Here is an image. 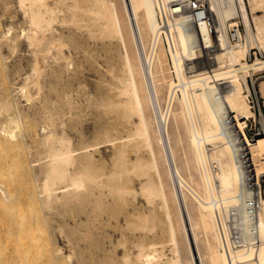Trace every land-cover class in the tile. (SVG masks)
<instances>
[{
  "label": "bare ground",
  "instance_id": "1",
  "mask_svg": "<svg viewBox=\"0 0 264 264\" xmlns=\"http://www.w3.org/2000/svg\"><path fill=\"white\" fill-rule=\"evenodd\" d=\"M204 2L208 4L206 15L198 18L189 11L196 0L8 3L7 11L16 5L10 17L20 14L22 20L18 26L15 23L3 29L0 40L14 51L25 42L36 47V55L22 82L12 83L13 87L2 85L0 117H8L0 123V136L5 143L15 148L20 138L25 140L24 111L12 100L13 94L31 102L33 96L43 95L41 79L51 74L66 75L71 83L60 100L42 97L31 114L41 123L39 151L33 155L34 147L27 143L31 159L25 163L34 172L37 191L18 199L7 182H0V201L7 216L0 231L7 249L12 250L4 264H17L18 260V264H36L41 256L58 264L60 260L81 264L74 262L79 253L64 228L66 223L54 217L59 206L83 204L84 215H76L79 223L103 219L107 225L123 229L118 208L108 209L120 205L133 216L127 227L143 230L145 237L155 233V207L143 211L141 204V211L136 208L138 191L132 175L144 178L139 185L147 205L158 203L162 209L170 253L166 254L164 245L159 250L158 243L147 244L144 236L133 239L137 249L133 252L121 230L119 239H108V246L102 247V264H264V195L253 214V196L243 181L240 161L249 157L260 181L264 175V135L251 140L245 128L249 120L257 118L250 102L249 78L257 82L264 99V76L255 78L264 72V0H249V7L244 0ZM241 18L246 34L241 30ZM76 34L87 35L95 45L116 47V62H120L118 72L108 69L116 82L115 97L100 100L113 116L120 114L109 127L96 128L100 133L93 142L86 139L88 135L81 133L77 123L74 127L81 133L78 143L66 130L82 113L76 105L79 101L75 103L73 92L77 89L72 83L80 72L75 69L70 46ZM255 47L261 56L252 52ZM88 48H82L83 52L89 53ZM3 57L8 61L9 55ZM87 97L91 102L93 96ZM102 144L109 148L105 154L99 147ZM143 150L147 157L140 155ZM13 163L0 165V172L12 171ZM37 204H42L44 215L56 222L55 227L70 243L69 253L61 246H52L37 216ZM232 219L241 227L240 242L231 237Z\"/></svg>",
  "mask_w": 264,
  "mask_h": 264
},
{
  "label": "rangeland",
  "instance_id": "2",
  "mask_svg": "<svg viewBox=\"0 0 264 264\" xmlns=\"http://www.w3.org/2000/svg\"><path fill=\"white\" fill-rule=\"evenodd\" d=\"M10 1L11 0H0V32L1 33H2L3 29L7 30L6 27L11 26V24L15 25V23H17L15 26H18L19 20H22V16L20 14L16 18H11L12 16L10 17V14H12V12H14V10H16V5L11 7V9H9L8 11H7V9H5V7L8 5V3ZM13 1H17V0H13ZM244 1L246 3L247 7H249L250 6L249 0H244ZM11 10H12V12H11ZM259 15H263V12H259ZM250 18L252 20V15H250ZM241 20H242V18H241ZM244 28H245V22L243 21V23L241 24V30L244 32V34H246L245 33L246 30H244ZM18 32H19V30L15 31V35ZM76 36L73 39V42L70 44V46H71V48L75 54L74 55V57H75L74 58L75 59V69H78L80 72L78 74L79 78L74 79L75 81L73 80V82H72L76 85L73 88L77 89V90L75 89L76 90L75 93L73 92V96H74V100H76L75 103L78 101L80 102V103L78 102L76 105L79 106L78 111H80L82 113H80L81 116L79 117V120L76 119L74 122H71L68 124V126L66 127V130L69 131V132L67 131L69 134L72 133L71 135L74 136L75 143L76 142L78 143V140H77L78 136L77 135H79L80 132L78 133L77 131H79V129H80L81 133H85L88 135V136H86V139L89 138L88 140H91L90 142H93L92 140H94L96 138V136L100 133V131L102 129H105L107 126L109 127V125H112L111 122H115V120H114L115 116H116V118H118V115L120 114V112L119 113L115 112L116 114H114V116H113V113H110V111H108V109L106 107H104L105 108L104 109L102 104L100 103L101 102L100 100H102L101 98H103V99H105V98L107 99L108 97L114 98L116 95L117 91H116V88L114 89L115 85H113L116 82L113 80L114 79V77H112L113 73H111L108 69L110 68V69L115 70V72H118L119 67H120V64H119L120 62H116V55H117L116 53L118 52L116 47H110V48H109V46L105 47L101 43H99L98 45H95L93 42L92 43L89 42L87 35L82 36L81 34H76ZM80 36H81V39H83V38L84 39L81 40ZM88 42H89V44L91 43L92 45L90 44L88 46ZM92 46H93V50H92ZM85 47L86 48L89 47L88 48L89 50L91 49L90 52L87 54H86V52H83L84 49L82 50V48H85ZM33 48H36V47H30L27 43L21 42V44L19 43V46L14 51L13 49H11V50L8 49L6 43H4V41L0 40V85H1L0 92L2 90V85L3 86L7 85L10 87H13L12 83L22 82L23 78L25 77L24 75L30 73L31 68H32V61L36 55L33 52V51H35V49H33ZM95 48H98L96 50L97 52L94 51ZM107 48H109V49H107ZM254 51H257L259 56H261L262 53L264 54V52L261 53V51L258 47H255L252 52H254ZM93 53H95V54H93ZM3 54H4V56L9 55L8 61L6 59L5 60L3 59L4 58ZM93 55H95V56H93ZM250 58H252V57H250ZM6 61H7V63H6ZM5 64H7V65H5ZM78 64H80V65H78ZM114 65H115V68H114ZM16 72L18 75L20 74L19 76H21V77L17 76ZM256 76L257 77L264 76V72L263 73L260 72ZM42 79H41V81H42L43 85L45 86V90H44L43 95L41 94V96H38V97H36V95L33 96L34 98L36 97L37 100H34V98H33L34 101L31 99V102L28 101L29 102L28 103L27 100L23 97L18 98V96L15 97L14 94L12 96V100H14V102L18 103V106L21 108L22 111H24L23 112L24 115H22V117H23V122H24L23 135L25 137L24 138L25 140L20 138L19 142H18V147L14 148L13 146H9L7 143H5V141L0 136V165H2V166L6 165V164L11 165V163L14 162L13 163L14 168H12V171H10V172L4 171L5 172L4 175L2 174V172H0V182H5V183L7 182L6 184L8 186H10L11 190L14 192V194L16 195V197L18 199L25 198V197H27V195L29 193L37 191V188L35 185V177L33 178L34 172L32 170H30L31 168L29 165L27 166V163L29 162V158L31 159V156L28 153L29 149L27 148L26 144L27 143L32 144V149L34 147V149L32 150L33 155H36L37 152L39 151L37 146H38V143L40 141L39 128H40L41 123H40L39 118L35 119L34 117H32L34 114L33 110L44 99L49 100V101L50 100L53 101L54 99L56 100V98H57V100L58 99L60 100L63 97V93L65 92V90H67L69 88V85H70L69 83H71V82H69V79L67 78L66 75L65 76L62 75V78H61L60 76L56 77V76H54V74H51V75L44 76ZM262 80H264V79H262ZM81 81L83 82V85L81 88H79L81 86ZM107 81H108V84H107ZM48 82H49V84H48ZM62 82H65V83H62ZM250 84H251V80H250ZM84 85H86V86H84ZM52 87H53V89H51ZM107 88H108V90H107ZM77 91H79V92H77ZM55 92H57V93H55ZM76 94H79V96ZM88 95L89 96L91 95V97L93 96L94 100L92 99L91 102L88 101L87 100ZM84 97H86V98H84ZM18 100H21V101H18ZM94 101H95V104L93 103ZM33 104L34 105L36 104V105L33 107ZM30 105H32L33 108ZM81 105L83 106V109L81 108L82 107ZM261 105H262V110L264 113V99H262ZM252 106H254L255 109L258 110V106L256 104H252ZM63 107L67 109V107H65V105H63ZM81 109H82V111H81ZM13 112H15V109L13 110ZM25 112H28L29 115ZM31 114H32V116H31ZM7 117H8L7 115H2L0 117V123L2 121L6 120ZM87 120H88V122H87ZM78 123H80V124H78ZM75 124L77 125V127L79 129L74 127V126H76ZM97 125H98V127H97ZM254 125H255V123L251 119V121L249 122L248 129L247 130L245 129L247 134L253 133ZM92 128L94 130H97L96 131L97 133L95 131H93ZM96 128H98V129L102 128V129L101 130L99 129L100 130L99 131ZM91 131H92V133H91ZM93 132H95V133H93ZM90 134H92V136ZM93 135L95 137H93ZM99 147H101V150L104 154L109 151L107 144L106 145L102 144ZM140 155L145 157L147 155V151H145V150L141 151ZM5 159H7V160H5ZM27 159H28V161H27V163H25ZM1 163H3V164H1ZM25 165H26V167H25ZM107 165H109V163H107ZM2 166H0V168ZM28 167H29V170L27 169ZM132 177H133V185H134L135 189L138 191L136 194V198H135L137 200L134 201V205H136V208L139 209V211H141L142 207H143V211H146V209H148V211H149V210L153 209V207H155L154 212L157 213V215H158L157 216V222L159 221L158 223L156 222L157 226L155 228L156 229L155 233H151V234L147 233V237H145L146 232H144L143 230L133 231L131 228L127 227L128 224H126V223H128L129 221L131 222V220H133V216L130 214H126V209L123 208L122 206L120 207V205H115L114 207L110 206L108 209L110 211L113 208H118L119 212L117 215L119 216V220L121 221V224H123L122 225L123 229L113 228V227L107 225L106 221H104L103 219H100V221H98V220L97 221H86V222L79 223L78 217L76 215H80L81 217L84 215L82 212L84 209L83 204L71 205V206L69 205V206H65V207L59 206V211H57V213L54 214V217L58 218L59 221H61L62 223H66L65 224L66 227H64V228L67 232H69L71 234V238L73 239L75 245L77 246L79 256L77 255L76 259L74 260L75 263H77V261H78L81 264H102L103 257L101 254L104 252V250H101V249L104 248L103 246H105V248L108 246V243H106V241L108 239H111V238L112 239H119L118 234L121 232V230H122V232L124 231L123 233H124L125 238L126 239L129 238L130 241H128L127 245H128V247H130L132 249L133 252H134V250L135 251L137 250L136 248H133V241H134L133 239H140L141 237L144 236V238L146 239L145 242L147 244H151V242L158 243L157 247L160 248L159 250L162 249L160 246H162V247L165 246L164 251L166 252V254L170 253L167 249L168 244L166 245L167 239L169 237H168V233H167V224L165 222V218H164V214L162 212V209L159 208L160 206H158V203L155 206H148L147 205V203L145 202V199L143 198V196L140 193V185H139V182L144 180V178H138L134 175H132ZM0 203H1V201H0ZM141 204H142V207H141ZM0 207H1L0 208V213H1L0 214V224H1L0 229H2V226H3L2 224L4 222L3 219L7 218V216L5 214H3L4 207H3L2 203L0 204ZM130 207H129L130 209L134 208L133 205ZM149 207H151V208H149ZM35 208H36V213H37L38 218L41 220V222L43 223V225L45 227V232H46L47 236L50 237V239H51L52 246L53 247H56V246L60 247L61 246L64 250V253H66V254L69 253L71 245L67 241V239L61 235L58 228L55 227L56 222H54L53 220H50L49 216L47 218L44 215V213L42 212V209H43L42 204H37ZM106 213H105V216L107 217ZM125 214H126V216H125ZM158 218H159V220H158ZM124 226H126V227H124ZM125 234H127V235H125ZM120 239H122V236H120ZM0 243L2 244V245L0 244V263L4 264V263H6L8 258L11 256L12 250L10 251V249H7V240L1 231H0ZM3 243H4V245H6L5 247H4ZM122 248H123L122 246L118 247L119 251L122 252L124 250ZM1 249H2V252H1ZM41 257L36 258V260H35L36 264H43V263L47 264L46 262H48V264L49 263L50 264H58L55 262V260H52L51 258H47L45 256H43L42 258ZM18 262H19V260L16 263L18 264ZM32 262H33V260H32ZM59 264H66V263L63 262L62 260H60Z\"/></svg>",
  "mask_w": 264,
  "mask_h": 264
},
{
  "label": "built area",
  "instance_id": "3",
  "mask_svg": "<svg viewBox=\"0 0 264 264\" xmlns=\"http://www.w3.org/2000/svg\"><path fill=\"white\" fill-rule=\"evenodd\" d=\"M196 1L197 3H194L193 8L189 9V11H191L192 14H194L197 18L201 16H205L207 12L208 4L204 2L205 0H196ZM260 77L263 76H259V77L256 76L255 78L259 79ZM250 80H251V89H252L250 95V102L258 106V110L255 109V107L253 106L257 114V118L252 119L255 123L253 133L247 134L248 137L251 140H253L257 137L264 135V113L261 105L263 97L261 96L257 82H254L253 77H251ZM250 121L251 120L248 121V125L245 128L246 130L249 127ZM240 161H241V169L243 174V181L246 183V185L249 187V189L252 192L253 198H252L250 210L254 214L255 210L259 206V199L261 198L262 195H264V175L261 176V179L259 181L255 171V167L252 161L249 160V157L247 156L243 157ZM220 222L222 223L221 220ZM240 233H241V227L236 225L234 220L232 219V223H231L232 239H235V241L240 242L241 241ZM252 238L255 239V242L257 243L256 236L253 235Z\"/></svg>",
  "mask_w": 264,
  "mask_h": 264
}]
</instances>
